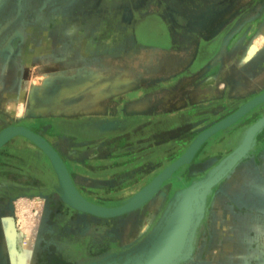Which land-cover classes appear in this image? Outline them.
Instances as JSON below:
<instances>
[{
  "label": "rangeland",
  "instance_id": "1",
  "mask_svg": "<svg viewBox=\"0 0 264 264\" xmlns=\"http://www.w3.org/2000/svg\"><path fill=\"white\" fill-rule=\"evenodd\" d=\"M162 14L204 31L216 21L227 23L177 67L172 62L181 50L152 47L166 43ZM133 21L144 30L118 32V25ZM223 41L228 47L219 50L212 71L225 64L240 77L253 58L256 68L243 77L254 83L247 92L230 87L225 73L193 79ZM262 70L264 0H0V118L6 126L83 117L122 99L118 92L130 86L136 92L123 98L151 100V113L134 117L145 122L128 142L107 156L92 144L96 152L86 157L83 178L67 170L76 192H87L85 201L134 207L100 215L72 205L62 193L50 209L43 204L46 194L26 189L1 210L10 216L0 220L3 264H143L176 197L216 173L199 191L201 208L192 212L182 253L169 264H264V101L207 136L193 156L149 186L203 128L264 91ZM38 87L44 90L36 92ZM32 96L39 103L33 113ZM257 123L243 153L230 162ZM36 157L45 169L40 183L62 186L49 156L42 151ZM11 169L0 172V183L28 187L31 179Z\"/></svg>",
  "mask_w": 264,
  "mask_h": 264
},
{
  "label": "crops",
  "instance_id": "2",
  "mask_svg": "<svg viewBox=\"0 0 264 264\" xmlns=\"http://www.w3.org/2000/svg\"><path fill=\"white\" fill-rule=\"evenodd\" d=\"M160 16L165 22L166 30L163 29L162 31L164 34H167L165 36L166 43L156 44L152 47L164 48L167 50H181L178 51L179 57L174 58L175 60L172 62V64L177 67L182 65L185 59L190 57L191 54L193 57L195 54L194 49L202 48L205 41H211L213 38L216 39L215 36L217 33H219V31H221L222 25H224L223 23H227V19L223 20L222 22L220 21L221 24H218L219 22L216 21L215 24H213L214 26L205 29L204 31L202 25L200 24L190 27L189 24L181 22L180 25H176L172 23L168 17H166L167 15L162 14ZM96 22L97 25H102L104 27L108 26V24H103L104 22L101 20H96ZM148 22L149 20H145L144 25L146 26L144 27H147ZM118 26V32H126L130 34V36H133L135 32L144 30L142 28H139L140 30L136 28L140 26V24H138L136 21L132 25L127 24ZM225 43L227 42H220V45L217 47L218 52H215V55L209 61H207V65H204L202 70L200 69L196 74L192 73V75L189 77L195 74L193 79L201 80V74L209 71L208 74L216 79L220 78L218 76H221L222 74L224 75L225 73V78L228 81V84H230V87L235 88V90L239 89L242 92L246 90L247 92L250 89L249 87H253L254 83L247 82V80L243 79V77L245 74L249 75V72L256 68L253 58H250L246 61L244 64L246 73L241 70L240 77H238V73L234 74L230 69H227L224 63H221L224 64V66L222 65L217 70H215V68L214 71H212L213 66H217V61L220 59V56H222L221 54L223 52L219 50H223L225 47H228ZM257 67L259 68L260 65L257 64ZM220 70L222 73L218 72ZM262 71L264 72V70ZM258 79L259 78L256 77L254 80L257 81ZM244 80L246 82H244ZM234 81L237 83H234ZM136 90L137 88L130 86L121 92H118L120 95L119 98L122 99H119L108 106H103V108H99L94 111H88L86 116L84 115L83 117L52 118L42 124L27 126L51 142V144L61 156L66 169L71 176L83 178L86 175L81 172L83 169L82 165L86 162V157L89 155V153L96 152L95 147L94 149L90 148L92 144H97V149L99 151H103L107 156V154L111 153V150L115 146L121 145L122 142H128L134 135V131L145 122L136 121L134 117H138L137 115L146 116L147 114L151 113V111L149 112L151 100L122 97V95H129L133 92H136ZM195 95L199 96V99H201V89H199V93H196ZM29 111L33 113L31 108ZM226 115H223L217 120L223 118ZM212 123L208 124L206 127L210 126ZM6 125L7 121L1 117L0 129L5 128ZM42 151L43 150L36 142L23 134H14L8 137L1 144L0 172L2 171L3 173V171H9L11 168H13L19 171V173L23 176L31 179L28 187L25 184H17L13 183L12 181L9 182L7 179L0 183L1 222H4L6 219L10 218V216L6 214L2 216L1 210L9 205V202L13 199V196L25 192L26 189H30L28 191L32 193L46 194L43 204H49L50 209L54 207L53 203H60V199L63 198L61 196L63 193V188L61 185L40 183L39 176L42 171H45V169L43 168L42 163L36 157V153H41ZM77 193L83 198V200H87V197L80 189H77ZM70 214H72V212H70ZM92 219L96 220V218ZM0 234H2L1 231ZM3 241L2 235H0V264H3L2 258L6 253L4 245L1 243Z\"/></svg>",
  "mask_w": 264,
  "mask_h": 264
},
{
  "label": "water",
  "instance_id": "3",
  "mask_svg": "<svg viewBox=\"0 0 264 264\" xmlns=\"http://www.w3.org/2000/svg\"><path fill=\"white\" fill-rule=\"evenodd\" d=\"M261 95L264 96V91L261 93ZM259 96V95H258ZM259 97H254V99L251 101H247L246 104L242 105L237 111H234L233 113L229 114L226 118V120L223 122L222 125H219V128L225 126L226 124L238 119L241 115H243L246 111H248L249 104L253 102L254 100H259ZM264 99V97H263ZM256 104V103H255ZM253 107V106H252ZM251 107V108H252ZM258 126V123L252 127V130L247 134L246 140L244 141L243 145L239 150H237L236 154H234L230 158V162L234 160L237 156L243 153L245 150V146L247 145L248 140L251 138L252 133L254 129ZM17 128L14 127H9L6 129L1 130L0 132V145L10 136L14 134H23L36 142L41 149L49 156V158L52 160L53 166L57 169V172L61 178L62 181V188H63V197L68 200L72 205L83 209L87 210L89 212L95 213V214H100V215H113L109 213L112 209H119L121 206L114 207V208H104V207H99L94 204H91L85 200H82L79 195H77L76 190L71 184L66 166L61 158V156H58V152L54 151L52 146L47 142V140L40 134L36 133L35 131L30 130L29 128H25L23 126H16ZM197 140V138H196ZM195 140L194 144L192 147L187 150L182 156L180 157L181 159L184 158L183 163L186 162L192 155H188L195 145H197V141ZM48 146V147H47ZM180 159V160H181ZM171 165V164H170ZM167 167V173L163 178H160V176L163 174L164 171L162 170L155 179L151 180L149 183V186H154L157 181H162L170 171L173 170V164ZM219 174L216 173L213 176L209 177L205 181L198 183L192 187L187 188L185 191H183L179 196L176 197V201L173 204V208L169 212V214L166 216L163 225L161 228L158 230L155 238L151 241V244L148 248L147 254L144 258V263L143 264H169L173 262L175 259H177L180 254L182 253V250L185 246V243L187 241L190 228L192 225V212L196 209L201 208V203H200V198H199V191L202 188H205L206 186L210 185L211 182H213ZM73 200H78L82 202L81 204H86L90 207V209H86L85 207H79L76 204H74ZM124 206H132V204L128 205H123ZM95 209H98L99 212H96ZM122 212V211H121ZM117 213H120L117 212ZM180 222V223H179ZM180 227V231L177 233L175 230ZM168 239L171 242H175L177 245L170 247V249L164 253L163 251L160 250V244L159 242ZM170 242V243H171ZM148 258H150V261H146Z\"/></svg>",
  "mask_w": 264,
  "mask_h": 264
},
{
  "label": "bare ground",
  "instance_id": "4",
  "mask_svg": "<svg viewBox=\"0 0 264 264\" xmlns=\"http://www.w3.org/2000/svg\"><path fill=\"white\" fill-rule=\"evenodd\" d=\"M116 81V80H115ZM125 82H127V81H125ZM114 83V82H113ZM112 83V84H113ZM44 87V86H43ZM43 87L41 88V87H38V88H36V92H42L44 89H43ZM106 88V87H105ZM41 95V94H40ZM262 96V97H260L259 98V100H254L253 102H251L249 105V108H251L252 106H254V105H256V104H258L259 102H262V101H264V99H263V95H261V93H259V94H257L255 97H259V96ZM50 97V96H49ZM254 99V97L252 98V99H250L251 101ZM48 100H50L49 98H48ZM248 101V100H247ZM256 103V104H255ZM37 104H39V103H36V101H35V98L32 96V103H31V111H33V110H35L36 109V107H37ZM244 104H246V102L244 103ZM244 104H242V105H244ZM41 105V104H40ZM39 105V106H40ZM44 105V104H43ZM241 105V106H242ZM240 106V107H241ZM239 107V108H240ZM239 108H237L235 111H237ZM250 110V109H249ZM34 112V111H33ZM234 112V111H233ZM232 112V113H233ZM229 114H231V113H229ZM228 114V115H229ZM228 115H226V116H224L223 118H221V119H219V120H217V121H215L214 123H212L210 126H208V127H206V128H204L203 130H201L199 133H198V135H197V145H195V147L193 148V150L188 154V155H192L193 156V154L196 152V150L199 148V146L201 145V143L203 142V140L207 137V136H209L210 134H212L213 132H215V131H217L218 129H219V125H222L223 124V122L227 119L226 117L228 116ZM16 126H23V127H25V128H29V127H27V126H25V125H22V124H13V125H8V126H6L4 129H6V128H9V127H14V128H17ZM30 129V128H29ZM31 130V129H30ZM33 131V130H32ZM47 140V139H46ZM47 142H49V144L52 146V148L54 149V151H56V149L54 148V146L51 144V142L50 141H48L47 140ZM1 146V145H0ZM48 147V146H47ZM57 152V151H56ZM59 154V153H58ZM58 156H60V155H58ZM182 155H180V156H178L177 158H175L173 161H172V163H171V165L173 164V170L174 169H176V168H178V166H180L182 163H183V160H184V158L183 159H181L180 157H181ZM181 159V160H180ZM49 160V159H48ZM50 161V160H49ZM51 163V162H50ZM170 165V166H171ZM167 169V167H165L164 169H163V171L164 170H166ZM162 171V172H163ZM167 173V170L166 171H164L163 172V174L160 176V178H163L164 176H165V174ZM51 176V175H50ZM73 202H74V204H76L77 206H79V207H85L86 209H90V207L88 206V205H86V204H81L82 202H80V201H78V200H73ZM134 207V205H132V206H130V207H128V206H121V208H119V209H112L109 213H111V214H117V212H121V211H127V210H131L132 208ZM95 211L96 212H99L98 211V209H95ZM107 215V214H106ZM180 223V222H179ZM145 227V226H144ZM143 229V228H142ZM180 231V227L179 228H177L176 230H175V232H179ZM170 240H168V239H164V240H162V241H160L159 242V244H160V250L161 251H163V253L162 254H164V253H166L169 249H170V247H172V245L173 246H176L177 244L175 243V242H171ZM25 260V259H24ZM146 261H150V258H148Z\"/></svg>",
  "mask_w": 264,
  "mask_h": 264
},
{
  "label": "flooded vegetation",
  "instance_id": "5",
  "mask_svg": "<svg viewBox=\"0 0 264 264\" xmlns=\"http://www.w3.org/2000/svg\"><path fill=\"white\" fill-rule=\"evenodd\" d=\"M83 192V191H82ZM88 192H89V189H88ZM92 192H94V191H92ZM84 193V195L86 196V197H88L87 196V192L85 193V192H83ZM95 193V192H94ZM89 195V194H88ZM90 196V195H89ZM91 197V196H90ZM89 198V197H88Z\"/></svg>",
  "mask_w": 264,
  "mask_h": 264
}]
</instances>
